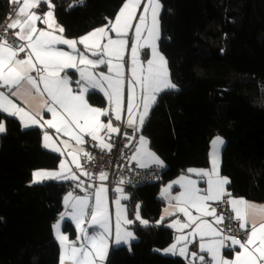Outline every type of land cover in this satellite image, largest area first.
Listing matches in <instances>:
<instances>
[{"label": "crops", "instance_id": "obj_1", "mask_svg": "<svg viewBox=\"0 0 264 264\" xmlns=\"http://www.w3.org/2000/svg\"><path fill=\"white\" fill-rule=\"evenodd\" d=\"M159 3L127 0L110 23L71 38L52 0H10L17 7L10 24L23 43L4 42L0 48V112L24 129H42L43 147L61 156L56 169L37 170L32 179L72 184L54 225L60 264H108L114 248L137 239L128 209L132 192L123 187L110 192L102 179L94 195L87 194L82 160L88 139L109 148L120 134L118 123L125 122L138 133L134 162L141 168L164 165L139 134L158 95L173 86L160 35L150 30ZM92 93L105 97V108L90 103ZM225 145L215 137L208 168H192L162 187L160 219L144 217L141 203L135 218L142 226L171 229L175 239L163 252L189 264H264V203L230 195L221 173ZM223 200L246 230L242 240L218 227L223 218L216 206ZM68 222L74 235L64 230Z\"/></svg>", "mask_w": 264, "mask_h": 264}, {"label": "trees", "instance_id": "obj_2", "mask_svg": "<svg viewBox=\"0 0 264 264\" xmlns=\"http://www.w3.org/2000/svg\"><path fill=\"white\" fill-rule=\"evenodd\" d=\"M126 1L52 3L66 35L78 38L110 23ZM160 1L159 49L177 89L158 95L139 134L166 172L154 184L129 189L137 239L131 248H114L108 264H189L163 252L174 232L142 226L135 218L136 205L141 203L144 217L160 219L162 187L192 168H208L217 136L226 142L221 173L229 180L230 195L264 203V0ZM9 7L10 0H0V23ZM88 100L106 106L100 93ZM42 139V129H24L19 120L0 112V264H60L54 225L72 184H32L35 171L56 169L61 161L43 147ZM64 230L74 235L71 223Z\"/></svg>", "mask_w": 264, "mask_h": 264}, {"label": "built area", "instance_id": "obj_3", "mask_svg": "<svg viewBox=\"0 0 264 264\" xmlns=\"http://www.w3.org/2000/svg\"><path fill=\"white\" fill-rule=\"evenodd\" d=\"M16 10L17 7L14 4L10 5L6 17L0 23V48L4 42L15 47L22 46L19 29L10 24V17ZM118 126L120 134L109 148L99 146L94 139L87 140L88 155L82 160V170L86 192L89 195H94L102 179H105L110 192H113L116 187L136 189L154 184L161 180L166 172L163 165L139 167L133 160L136 152V129L125 122H119ZM216 207L218 215L223 218L218 224L223 234H231L236 239L242 240L246 230L240 220L233 215L229 202L223 200Z\"/></svg>", "mask_w": 264, "mask_h": 264}, {"label": "rangeland", "instance_id": "obj_4", "mask_svg": "<svg viewBox=\"0 0 264 264\" xmlns=\"http://www.w3.org/2000/svg\"><path fill=\"white\" fill-rule=\"evenodd\" d=\"M161 10H162V4H161V1H160L159 5H158V8L157 9L155 8V10H153V12H152L153 21H152L151 28H150L151 35H156L157 33H158V35H160L159 32H160V14H161ZM172 89H177V87L173 85ZM159 159H158V162L161 163ZM128 247L131 248L132 247V243H130L128 245Z\"/></svg>", "mask_w": 264, "mask_h": 264}]
</instances>
